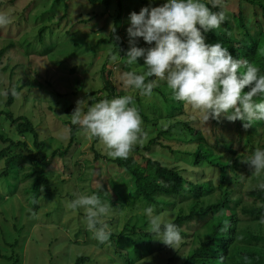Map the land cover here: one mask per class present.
Segmentation results:
<instances>
[{
  "label": "trees",
  "instance_id": "trees-1",
  "mask_svg": "<svg viewBox=\"0 0 264 264\" xmlns=\"http://www.w3.org/2000/svg\"><path fill=\"white\" fill-rule=\"evenodd\" d=\"M53 1L58 3L62 0ZM238 1L249 3L250 7L259 6L261 10L260 17L264 20V2L262 0ZM22 2H19V0H0V8L5 12L9 8L10 12L7 15L15 23L20 15L17 17H14V15L21 10V16L25 20L24 23H28L35 5L33 0L26 5H23ZM89 2L92 4L100 2L109 6L111 0H89ZM121 2L122 0H117L118 10L111 27V29L115 27L116 32L112 33L110 29L107 37H99L97 40V45L109 46L98 71L103 93L99 89L85 90L83 94L85 95L84 98H87V106L94 105L103 99L133 94L132 91L126 93L119 90L115 86L112 77L105 75L112 65L120 67L125 72H140L146 68L142 58L138 60L137 65L131 67L126 66L123 59L117 64L109 61L110 54H119V49H121L120 55L123 57L128 49V45L123 38L114 39L117 36L119 23L122 22ZM17 3L22 7L18 8ZM32 4L33 6L29 9ZM248 14L247 17V13L244 14V11L240 8L237 14H228L227 20L220 28L211 30L206 35L210 38V44L221 43L229 49L234 58L247 59L264 73V24L261 25L260 20H257L258 17H255V12H252V17L250 13ZM65 15L64 12L59 19L54 21L52 17H49L48 22H51L39 24L35 31L36 43L20 38L18 39L20 48L16 47L15 42L11 41L0 47V58L8 49L15 48L26 57L27 61L32 62L28 67L25 65L24 57V60L16 61L13 64L6 63L2 69L3 72L8 71L5 90L15 89L16 95H7L2 98L0 94V102L3 106L0 107V118L7 119L8 122L6 123L12 129L14 128V132L19 138L14 139L13 136L0 129V143H5L0 148V160L4 161V167L0 170V201L5 198L4 194L6 195L8 190L11 194L16 192L22 196L27 195L26 200L33 207L38 205L37 201L31 202L32 198H36L37 193L38 195L40 193L44 194L45 197L56 195L55 186L50 185L49 176L51 172L47 171L51 159L44 150L48 146L47 142L40 138V134L29 116L24 114L15 115L10 107L18 100V97L21 98L23 88L36 86L40 83L44 89L45 86L51 85V83L59 82L47 79V71L43 72V68L36 60L37 57L50 52L48 49L50 40L46 41V36L51 35V32L53 34L54 28L65 19ZM92 20L93 17L90 21ZM103 27L93 29L94 35L103 31ZM250 29H253V32ZM103 50L98 49L94 57L104 56ZM24 70H26V74L30 75V80L27 79L25 82L22 79L23 74L25 75ZM69 71L72 73L74 68ZM15 75L18 76L15 77ZM68 85H70L69 82ZM247 90L245 88V91ZM33 91L30 90L28 93L30 94ZM35 93L37 95V92ZM77 93L73 91V94ZM32 95L33 93L30 94V96ZM135 95L140 115L143 116L145 121L147 116L151 118L148 121L152 124L150 131L156 128V134L148 139L146 145L135 146L132 154L130 153L127 159H112L107 155H100V152L94 148V143L96 144L98 140L93 138L94 158L102 157L107 161L115 162L117 166L124 169L126 176L123 178L124 186H120L119 183L114 181L107 185L103 183L105 186L101 185L100 192L97 191L99 184H97V188L92 187L91 184L92 194H98L102 199L108 200L114 212L118 213L125 212L127 206L134 205L137 202L136 199H140L146 207L153 206L155 214L163 220L180 226L182 236L186 233L183 231L184 227L194 225L191 232V246L181 264H244L243 257L245 256L249 258L248 264H264V234L253 232L249 226L244 224L264 223V191L256 187L264 181V173L252 176L251 179L255 183L244 192L240 190L243 171L247 168L243 158L250 156L257 149L264 148V121L257 122L254 126L242 131L238 123L239 120H237L235 121V133L229 135L230 138H224L225 133L230 134L227 130L229 121L223 118L220 121L210 120L211 129L205 131L213 134V140H211L198 125L200 123L194 119L190 109L185 110L186 105L173 100L170 89L167 88L166 84L162 83L154 89L153 97L155 99L152 102L143 103L141 96L138 93ZM23 97L24 100L33 98H27V95H23ZM151 106L154 117L144 112L145 107L149 108ZM75 107L76 103H70L63 107L65 114L71 116ZM78 131L77 126L70 125V141L65 149H68L75 141V135ZM27 135L32 137V147L28 146L23 139ZM162 139L166 141L173 140L179 145L174 148L170 144L163 143ZM243 139L244 147L241 149L236 148L235 146L239 145ZM156 145L162 146L171 154L179 153L191 158L193 165L210 169L211 173H215L216 176L210 175L207 179H204L201 175L205 171L203 170L199 173L200 175H197L199 171L197 169L194 174L187 176L184 175L182 170L169 167L167 164L139 153L141 150L148 151ZM244 149H248L249 153ZM59 151L58 148L54 149L51 157H54ZM64 152L66 151H61L59 154L64 155ZM134 153L139 154L140 159L145 161L144 166L138 161ZM80 158H77V163H79ZM85 159L88 160V158ZM17 165L19 170L17 169L16 172L15 167ZM62 181L65 182V179H62ZM90 181L92 183V180ZM4 185L8 186V190L4 188ZM77 186L78 184H76V188ZM41 188H43L42 191ZM82 190V187H78L77 191L78 193L90 195L89 191ZM1 191H4V193ZM74 194L77 193L63 192L62 190V196L68 198L70 202L75 198ZM26 200L24 199L25 202ZM133 209L132 206L129 209L132 212V217H127L129 220L133 218L136 220L133 223H129L130 221L127 220V224L123 225L122 229L113 230V235L109 241L111 245H114L115 251L119 253V256H117L123 264H134L136 261L139 262L142 258L148 257L149 254L158 253L168 247L155 239L154 234L150 232L148 217L145 214L139 215L143 208L137 214L133 213ZM168 210L176 211L172 219H168ZM143 212L145 213V209ZM80 215L84 217V211H80ZM114 216L113 214L110 219V225L116 223L117 218ZM113 220L114 222H112ZM113 227L115 228L116 225ZM184 244L185 242L181 243V245ZM116 248H122V250L118 251ZM19 260L20 258H16L14 260L15 264L19 263ZM87 260V257L81 256L76 259L74 264H81ZM162 264H175V257L171 256L165 259Z\"/></svg>",
  "mask_w": 264,
  "mask_h": 264
},
{
  "label": "rangeland",
  "instance_id": "rangeland-1",
  "mask_svg": "<svg viewBox=\"0 0 264 264\" xmlns=\"http://www.w3.org/2000/svg\"><path fill=\"white\" fill-rule=\"evenodd\" d=\"M19 2L26 5L31 0H19ZM166 2L167 0H156L153 1L152 6H160ZM33 3L35 8L29 16L28 23H24L25 20L21 16V10H19L14 15V17L20 15L18 16V21L15 23L11 20L8 26L0 29V47L6 42L11 41L15 42L16 47L20 48L18 42L20 38H25L27 41L31 40L36 43L35 31L38 25L51 22H48L49 17H52L54 21L59 19L64 12L66 13L65 19L54 28L53 34L51 32V35L46 36V41L50 40L48 42L50 52L37 57L36 60L43 68V72L47 71V79L50 81L57 80L59 82L51 83V85L45 86L44 89L40 83L36 86L23 88L21 90V98L18 97V100L10 107L15 115L24 114L29 116L40 134V138L47 142L48 146L44 150L48 157L51 158L47 171L51 172L49 176L50 185L55 186L56 195L45 197L44 194L40 193L38 195L37 193L36 198H32L31 202L37 201L38 205L37 207H33L27 202L26 194V196H22L16 192L11 194L8 186L4 185V188L8 191L6 195L4 194L5 198H2L0 201V264H15L16 262L14 260L16 258H20L17 264H74L76 259L81 256H85L88 259L81 264H123L118 257L119 253L115 251L114 245H111L110 242L104 244L98 243L92 234L86 230L83 222L84 217L80 215V211L83 210L69 208V199L62 196V190L63 192L78 193V187H82V191H89L90 195H92L91 184L94 188H97V184L103 185V183H106L105 185H107L112 181L119 183L120 186H124L125 184L123 182V178L126 176L124 169L117 166L115 162L107 161L102 157L95 159L93 155L94 151L92 150L93 139H89L83 135L81 130L76 133L75 141H73L71 146L65 149L70 141L69 128L71 125V116L65 114L63 108L70 103H76L77 105V101L82 99L86 104L87 98H84L85 95L83 94L85 90L99 89L103 93L98 71L109 50V46L97 45V40L99 37L108 36L113 26L116 11L118 10L117 0H111L109 6L100 2L92 4L89 0H62L58 3L53 0H33ZM17 5L18 8L22 7L18 3ZM121 5L122 22L120 21L121 23H119L116 35L123 38L129 48L126 31L129 14L132 11L139 12L141 7L148 6L149 0H122ZM32 6L33 4L30 5L29 9ZM248 6L250 7L249 3L244 1L226 0L227 14H237L238 10L242 8L244 14L245 12L247 13V17L249 16L248 13L252 17V12H255V17H258L257 20H260L261 25L264 24L263 18L260 17L261 10L259 6L250 8ZM9 12V8L6 9V12L0 8V13L7 14ZM91 17H93L92 21H90ZM100 26H104V30L94 35L93 29L96 30ZM252 30L250 29L251 32H253ZM67 31L68 33H66ZM206 34L204 33L205 42L210 43V38ZM138 46L150 47L142 38H139ZM97 48L104 49V56L94 57L96 51H98ZM24 57L23 54H20L19 50L14 48L5 51L0 58V93L6 91L5 86L8 80V71L3 72L2 70L4 65L8 62L13 64L16 61L24 60ZM25 61V65L28 67L29 64H32L30 60L27 61L26 57ZM71 68H74L72 73L69 71ZM95 71L96 73L94 74ZM123 72L125 71L120 67L112 65L109 71H106L105 75L112 77L115 86L119 90L130 93L131 89L125 90L121 84L120 76ZM24 73L25 75L23 74L22 76L23 82L27 81V79L30 80V75L26 74V70H24ZM67 81L70 85H68ZM30 90L37 92V95L33 91L34 96H30L32 94L28 93ZM73 91L78 93L73 94ZM23 95H27V98H33L24 100ZM1 97L5 98L2 94ZM141 98L143 103L152 102L155 99V97L148 98L143 96ZM0 107H3L1 102ZM184 108L185 110H189L187 106ZM144 112L154 117L152 114V106L149 108L145 107ZM141 118L143 120L144 136L136 146L146 145L148 139L156 134V128L150 131L152 124L148 123V121L151 118L147 116L146 121L143 116ZM6 122H8L7 119L3 120L0 118V129L13 136L14 139H18L19 137L14 132V128L12 129ZM238 123L240 124V129L244 131L242 121L239 120ZM198 125L204 131H210L211 129L210 120L205 126L201 123ZM227 130H229L230 134L225 133L224 138H230L229 135L233 134L235 122L229 121L227 123ZM217 132L219 133L218 130ZM206 135L213 140L212 133L206 132ZM23 139L27 142L28 146H33L31 136L27 135ZM162 142L170 144L174 148H177L179 145L173 140L166 141L162 139ZM4 145L5 143H0V148ZM243 145L244 139L235 147L241 149L244 147ZM56 148L60 150L59 153L65 150V154L57 153L54 157H51ZM94 148L100 152V155H106L104 146L99 141L96 144L94 143ZM244 150L249 153L248 149ZM139 153L146 157L156 159L163 164H167L169 167H175L180 171L182 170L184 175L187 176L194 174L196 169L199 170L197 175H200L199 173L201 171H205L201 175L204 179H207L210 175L216 176L215 173H211L210 169L193 165L191 158L180 155L179 153L171 154L159 145L151 147L148 151L141 150ZM134 155L144 166L145 161L140 159L139 154L134 153ZM77 158H80L79 163L76 161L78 160ZM85 158H88V160ZM3 167L4 161L0 160V170ZM18 167V165L15 167V171ZM252 176L258 175L251 172L247 166L243 171V179L240 186L241 192L249 189L255 183L251 179ZM154 178L156 177L154 176ZM62 179H65V182ZM90 180H92V183ZM76 184H78L77 188ZM1 192L4 193V191ZM136 201L134 205L131 204L134 207V214L140 212L142 208L144 211L146 207L140 199H136ZM131 206H127L125 212H114V217L117 220L115 221L116 223L111 224L113 230H120L123 228V225L127 224V220H129L127 216L132 217V212L129 210ZM143 211L139 215L145 214ZM175 212V210H168V219H172ZM135 220V218L130 219L129 223H133ZM244 224L245 226H249L253 232L264 234V223L252 222ZM115 225L116 227L114 228L113 226ZM193 229L194 225L183 228V231L186 233L182 236V242H185V244L180 245L178 250L166 247L163 251L151 253L148 257H144L134 264H162L165 259L171 256L175 257V264H181L191 246V232ZM116 250L119 251L122 248H116Z\"/></svg>",
  "mask_w": 264,
  "mask_h": 264
},
{
  "label": "clouds",
  "instance_id": "clouds-1",
  "mask_svg": "<svg viewBox=\"0 0 264 264\" xmlns=\"http://www.w3.org/2000/svg\"><path fill=\"white\" fill-rule=\"evenodd\" d=\"M152 3L149 0L139 12H130L125 55L122 57L118 48L119 54L109 56L110 63L123 59L130 67L143 59L145 69L120 76L123 88L133 94L103 99L91 106L79 100L71 113V124L89 139L98 140L108 157L127 159L144 136L135 94L151 98L162 83L170 89L173 100L186 105L204 126L209 120L223 118L240 120L248 129L264 121V73L247 59L234 58L221 43L205 42L204 33L220 28L227 20L226 0H167L160 6ZM10 23V16L0 13V29ZM139 38L150 47L137 46ZM0 94L14 96L16 92L8 89ZM243 162L256 175L264 173V148L255 150ZM256 187L264 191V181ZM74 195L68 207L84 211L85 228L98 243L109 242L113 235L111 204L98 194ZM145 214L155 239L178 250L183 240L180 226L156 215L153 206L146 207ZM243 260L248 264L247 256Z\"/></svg>",
  "mask_w": 264,
  "mask_h": 264
}]
</instances>
